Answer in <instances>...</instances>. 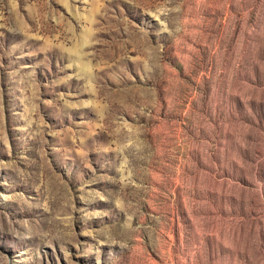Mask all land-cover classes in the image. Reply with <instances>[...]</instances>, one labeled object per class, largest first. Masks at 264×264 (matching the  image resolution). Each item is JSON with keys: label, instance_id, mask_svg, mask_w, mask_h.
Here are the masks:
<instances>
[{"label": "rangeland", "instance_id": "obj_1", "mask_svg": "<svg viewBox=\"0 0 264 264\" xmlns=\"http://www.w3.org/2000/svg\"><path fill=\"white\" fill-rule=\"evenodd\" d=\"M0 264H264V0H0Z\"/></svg>", "mask_w": 264, "mask_h": 264}]
</instances>
